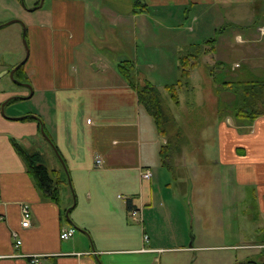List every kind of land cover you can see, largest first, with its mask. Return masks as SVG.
I'll return each instance as SVG.
<instances>
[{"label": "crops", "instance_id": "0c3cea01", "mask_svg": "<svg viewBox=\"0 0 264 264\" xmlns=\"http://www.w3.org/2000/svg\"><path fill=\"white\" fill-rule=\"evenodd\" d=\"M187 7L195 21L215 25L223 17L237 31L218 48L212 42L206 62L191 73L196 102L203 97L210 103L207 111L195 107L208 112L201 130L215 132L191 143V150L203 151L200 145L211 142L217 172L195 179L183 171L172 177L173 186L167 173L175 166L162 164L161 137L118 68L130 60L151 81L138 64V41L143 53L157 55L175 34L153 32L152 21L170 22L168 8ZM150 10L160 11L165 21L151 17ZM250 12L264 19V0H49L39 22L28 26L31 44L23 70L32 94L13 79L3 80L23 60L19 46L16 59L0 68V264H29L33 254L40 264H163L162 254L174 250L186 252V264H193L201 248L252 251L255 259L246 252L242 260L229 256L226 262L264 264V115L245 122L234 105L247 82L264 80V50L257 45L264 40V22ZM198 38L180 47L206 37ZM219 48H235L240 57L228 67L216 60ZM155 62L146 59L144 65L161 72ZM200 66L208 76L194 73ZM40 139L52 154L36 147ZM16 145L40 151L48 168L66 179L59 202L37 186ZM143 169L151 171L150 178L141 176ZM199 182L200 207L185 213L189 191ZM22 203L31 209L28 227L21 226ZM133 210L139 211L136 217ZM68 227L74 234L61 239Z\"/></svg>", "mask_w": 264, "mask_h": 264}, {"label": "rangeland", "instance_id": "374dc122", "mask_svg": "<svg viewBox=\"0 0 264 264\" xmlns=\"http://www.w3.org/2000/svg\"><path fill=\"white\" fill-rule=\"evenodd\" d=\"M39 2L40 0H0V19L2 25L0 27V68L8 65L9 63H12L14 59H16L14 54L15 45L19 46L20 50L22 51V55H23L22 59H24V57L26 56V51L27 50L30 51V44H31L30 38H31L32 28L29 27L28 29V26L29 24H31L32 21L39 22V20L41 19L39 15H41L44 12V10L49 6V0H42V4L39 7L35 8V6L39 4ZM251 4L253 5L254 2H251ZM249 8L252 9L253 7H249ZM168 9L170 13H173L172 20L170 22L161 23V22H156L152 19L153 21L151 26L153 32L155 33L161 31L174 33L175 40L170 38L167 47L161 49L160 51H157V55L153 56L148 53H143L144 48L142 47V43L139 39L138 41L139 51L137 58L140 68L146 75L150 76L151 81H153L156 84L157 88L160 91V95L162 97L161 121H162L163 129L166 132L164 135L159 134V136L161 137L162 144L168 145V149H169L168 159H171L170 161L171 165L174 164L175 166V169L173 171L167 169L169 170V172L167 171L168 172L167 175L169 176V181L174 186L173 178L176 175H183V171L185 172L184 175L191 177L193 176V178L195 179H199V178L201 179L202 178L201 176L203 175L207 176V175L215 174L217 172V166H215L214 163V159L216 157V149L211 142H206L200 145V147L201 146L204 147L205 150L203 151L191 150L192 148L191 143L197 142L198 141L197 139H200L201 140L200 143H202L203 139L209 138V135L211 136V133H215V132H213V130L211 129L201 130V127L204 124L206 125L209 121L206 118L208 117V112H205L206 114L204 112H198L199 109L197 108L198 109L197 111V109L195 110V107H199L202 111L203 109H206L207 111L208 105H210V103L206 97H205L206 99H203V97H201L200 102L198 101L196 102L198 97L195 95V91H192L191 75L187 87H181L177 89V91H175V89L168 91L165 89L164 85L176 82L179 76L177 65H178V55L181 48L180 46H182L184 43L188 41L197 42L199 40L198 37L204 35V37H206L205 39L210 37H215V38L217 37L215 40H217L218 42L217 43V48H218L220 46L219 43L223 41V38L234 35L237 29L234 24L228 25L227 23H225V21H223L222 19L223 17L218 19L215 25L211 22L207 24V22L200 23V21H195L193 19L194 11H192L190 7H187L185 9L182 8L180 10L179 8H168ZM150 12H155V11L150 10ZM159 12L156 11L155 13H151L150 16L158 17L159 20L165 21L164 18L157 15ZM251 16L254 17L255 21H258L259 23L264 22V19L261 16V14L255 13L254 15L251 14ZM13 19H17V21L8 23L10 20ZM213 25L215 27V30L213 29ZM252 30L256 32L255 27H253ZM151 41H156V39H152ZM257 45L259 46L258 48L264 50V40H261L259 43H257ZM182 48L183 50H186L187 46ZM239 54L240 52H238L237 49L235 48L231 49L230 51L225 50L224 48L223 49L219 48L218 54L216 55V60L217 59L225 60L229 67L232 61L239 59L240 57ZM161 57H165V60L162 58V62L159 63L158 61ZM205 58H206L205 56L200 57V64L206 62ZM146 59H150V60L155 59L156 60L155 65L160 66L163 70H161L160 72L158 71L157 68L150 69L146 67L144 65ZM194 70L195 69H193L191 73ZM194 73L195 74L201 73L203 76H205L206 74H207L206 76L209 75L208 74L209 71H207L206 68H204L203 66H200L198 69H196ZM141 74H142L141 71L134 67L133 77L135 82L139 80ZM4 76L5 77L3 80H5L6 82L7 81L10 82L12 80V78L8 74ZM230 82L232 84L237 83V81H233V80H231ZM16 86L18 87V85ZM239 88H240L239 86L236 88L233 87L232 97L235 94H239ZM24 90L26 89L24 88ZM205 90H207V88ZM234 90L236 91L234 92ZM263 92H264V88H262L260 92L263 95H261L260 97L257 96V102H255L257 104L256 108L258 110L264 109V101L262 102V100H259L264 97ZM28 93L29 92H27V94ZM174 93L178 94L177 103L174 101V97H173ZM212 94L213 92L211 93L210 97L213 96ZM206 96H208V92L206 93ZM30 100L32 99L31 98L24 99L23 101L29 102ZM202 115H203V119H202ZM150 124L153 130L154 123L150 121ZM152 134L154 137L156 136L154 132ZM36 147H40L41 149H46L50 154H52L51 148L43 139H40L39 145ZM183 163H185V168ZM178 164L179 167H176V165ZM199 185L201 186L202 184H200V182L197 184L195 183L193 185L194 188L193 191L191 190L189 191L190 203L187 204L185 202L183 205V211L185 213L187 212L189 214L191 209L192 212L197 213L199 201L203 199L201 193H195V187L197 186L198 188ZM189 225L192 226V221L191 224ZM189 236L190 237L188 244H190L192 234H190ZM229 239H231V237ZM233 240L234 237H232V241ZM167 243L168 245H175L174 242H172L171 240H168ZM214 243H220V242L216 241ZM246 252H248L247 255L249 257L253 259L256 258V254L252 253V251H246V250L234 249V248L233 249L201 248L199 249V251L196 252L198 257L193 264H228L226 261L229 256L233 258L236 256L240 260H242L246 256ZM187 256L189 255H187L186 252H181L177 250L171 252H165L162 254V263L186 264ZM235 264L238 263L235 262Z\"/></svg>", "mask_w": 264, "mask_h": 264}, {"label": "trees", "instance_id": "16d2710c", "mask_svg": "<svg viewBox=\"0 0 264 264\" xmlns=\"http://www.w3.org/2000/svg\"><path fill=\"white\" fill-rule=\"evenodd\" d=\"M215 41V38H207L199 43H193L187 45V49H180L178 55V78L176 82L165 84L164 87L166 90H174L181 87H187L189 83V78L191 71L200 64V57L205 56L211 51L212 42ZM182 51V52H181ZM23 65L19 66L14 72V78L19 82H28V77L23 70ZM119 72L123 78L130 84L137 93L138 102L143 106L146 112L151 116L155 128L158 134H165L161 121V102L162 97L157 86L151 83L148 79H144L141 76L139 80L135 82L133 77L134 66L130 60H125L119 64ZM264 81L253 80L247 82L244 86V95L236 100V116L245 117L243 118L245 122H249L251 119L264 115V109L258 110L256 108L257 96H261V89L264 88ZM236 90H234L235 92ZM176 93V92H175ZM173 94L174 101L177 103L178 94ZM264 93V92H263ZM256 96V97H255ZM264 101V97L262 99ZM246 102V103H244ZM261 102V101H260ZM255 103V104H253ZM154 109V110H152ZM30 116V115H29ZM27 116V117H29ZM50 139V137H49ZM51 140V139H50ZM52 142V140H51ZM53 143V142H52ZM16 148L21 155L27 172L32 176L37 186L41 191L52 200L59 202L60 200V190L63 183L66 182V179L59 177V170L49 169L45 163L43 155L40 151L26 150L19 145H16ZM159 156L162 164L165 166L171 167V159L169 158V149L168 145L161 144L159 149Z\"/></svg>", "mask_w": 264, "mask_h": 264}, {"label": "built area", "instance_id": "2783aa9c", "mask_svg": "<svg viewBox=\"0 0 264 264\" xmlns=\"http://www.w3.org/2000/svg\"><path fill=\"white\" fill-rule=\"evenodd\" d=\"M100 162V159H97V163ZM141 176L143 178H150L151 177V171L149 169H143L141 172ZM138 210H133L131 212L133 217H136L138 214ZM30 218H31V209L29 207V204L27 203H22L21 204V226L22 227H28L30 225ZM75 232V228L74 227H68V228H64L61 230L59 237L61 239H68L70 238ZM13 237H17V233L13 232ZM146 238V236H145ZM21 243L20 239H16L15 240V246H19V244ZM30 260H29V264H40L39 259H38V255H29Z\"/></svg>", "mask_w": 264, "mask_h": 264}, {"label": "water", "instance_id": "95a60500", "mask_svg": "<svg viewBox=\"0 0 264 264\" xmlns=\"http://www.w3.org/2000/svg\"><path fill=\"white\" fill-rule=\"evenodd\" d=\"M41 4H42V0H40L39 4L36 5L35 7H39ZM14 21H17V19L10 20L8 23H10V22H14ZM0 25H1V24H0ZM26 50H27V49H26ZM27 57H28V50L26 51V56L24 57V59L21 60V62H19L16 66H14L13 68H11V69L9 70L8 73H9V76H10L15 82L20 83V84H23V85L27 86V87L30 89V93H29V96H30V95L32 94V90H31L30 85H29L28 83H25V82H19V81H17V80L14 78V72H15V70H16L19 66H21L22 64L25 63ZM41 132H42L43 136H44L48 141H50L49 138H48V136H47V135L45 134V132L43 131V128H41ZM55 150H56V149H55ZM56 151H57V150H56ZM59 158H60V157H59ZM60 160H61V159H60ZM61 162H62V160H61ZM62 164H63V163H62Z\"/></svg>", "mask_w": 264, "mask_h": 264}, {"label": "flooded vegetation", "instance_id": "af4514ba", "mask_svg": "<svg viewBox=\"0 0 264 264\" xmlns=\"http://www.w3.org/2000/svg\"><path fill=\"white\" fill-rule=\"evenodd\" d=\"M38 5V4H37Z\"/></svg>", "mask_w": 264, "mask_h": 264}]
</instances>
